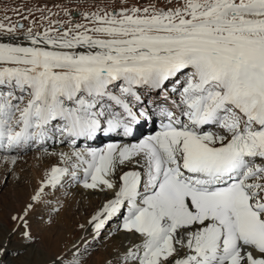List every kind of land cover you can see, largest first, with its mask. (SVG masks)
<instances>
[{"label": "snow or ice", "instance_id": "6c2138e0", "mask_svg": "<svg viewBox=\"0 0 264 264\" xmlns=\"http://www.w3.org/2000/svg\"><path fill=\"white\" fill-rule=\"evenodd\" d=\"M57 7L66 19L43 8L0 19V159L68 146L43 149L56 163L10 217L25 241L46 190L69 184L112 193L88 224L99 241L121 218L119 264H264V0ZM154 117L137 143L78 147ZM83 243L70 264H86Z\"/></svg>", "mask_w": 264, "mask_h": 264}, {"label": "rangeland", "instance_id": "374dc122", "mask_svg": "<svg viewBox=\"0 0 264 264\" xmlns=\"http://www.w3.org/2000/svg\"><path fill=\"white\" fill-rule=\"evenodd\" d=\"M3 1L7 2L8 0ZM44 1L46 0H15L10 4H4L0 2V19H2L5 15L10 17L12 21L19 19V17L16 16L14 12V9L16 8H32L33 10L36 8H43L45 9L44 15L51 16L52 21H56L57 19H66V17H64L63 11L57 7L58 5H63L69 10L79 13V11L87 8L91 4L98 3L103 5L104 3H111V0ZM141 2H146V0H141ZM3 6H5L6 10ZM47 9H51V13H49ZM55 13H59V15H54ZM40 15L41 14L39 12H36V19L38 21ZM76 18L79 19V16L77 15ZM4 22L6 23L8 21ZM25 23L27 25L28 21H25ZM41 23L46 25L47 21H42ZM7 41L8 39H3V42ZM51 145L52 141H48L47 144L43 146L35 147L37 150L34 149L32 152L31 150H27L23 155H18V157L27 156L16 161L14 164L15 166L0 159V264H52V262L56 260L57 257H62L65 261V264H70L73 259V253L75 251L73 253L60 251L58 254L54 255L48 252L41 245L42 232L45 230L48 231L53 222L61 217L62 213L71 210L69 208L72 206L70 207L68 203L65 202L71 199L70 197L74 192L72 188L73 185L68 186L69 184H65L64 187H59L58 191L56 189H47V197L50 198L51 196L52 198H50L47 203H37L34 207V210L29 213L27 217L29 225L28 230H30L32 235L36 238L35 243L26 242L23 237V233L26 230L23 224L19 221H12L10 219L12 215L23 214L22 210L29 203L30 197L38 188L41 179H43L42 175L44 171L53 162L48 160L50 155H47L43 151L44 148H47L48 150L51 149ZM39 179L40 182L38 183ZM70 190L72 192H70ZM64 204L67 205L64 207ZM63 207L64 209L61 211ZM54 208H60V211L54 212ZM39 214H41V216ZM75 216V214H72V220L76 219ZM112 220L117 221V218H113ZM80 224L81 223H78V226L75 229L76 233H79V236L84 230V226L80 227L82 225ZM106 228L103 231L99 241L91 239L93 236L91 232L86 236L85 240H87L88 244L91 245V247L88 249L91 254L85 256L86 264H107L109 260L112 261V264H119V255V258H116V255L114 256L116 259H118L117 261H114V257L111 259L108 258V247L112 244L113 237H109L108 235L109 230H111L109 223L106 225ZM108 242H110V244ZM82 247H85L84 243Z\"/></svg>", "mask_w": 264, "mask_h": 264}, {"label": "bare ground", "instance_id": "6f19581e", "mask_svg": "<svg viewBox=\"0 0 264 264\" xmlns=\"http://www.w3.org/2000/svg\"><path fill=\"white\" fill-rule=\"evenodd\" d=\"M13 1H15V0H8L7 2L0 0V2L4 3V4L5 3L10 4ZM20 1H24V0H20ZM47 1L48 0H46L44 2H47ZM8 4H7V6H8ZM5 6H3L4 9H5ZM6 23H8V22H6ZM22 23H24L26 25L25 21H23ZM3 39L7 40L8 38L4 37ZM148 122L149 121H141V123L144 125H147ZM108 143L131 144L129 142H126V140L122 139L120 136H108V135L106 136L104 134H98V137L95 138L93 141H89L86 143H84L83 141H78V147L82 148V149L83 148H89V147H92V148L101 147L102 148V147H106V145ZM33 149L37 150L35 147H33ZM61 150L68 151V146L67 145L53 144V142H52L51 149H49L48 152H52V151L59 152ZM48 160L53 161L50 165H53L56 163V158L53 156L48 157ZM129 167H131V165H129ZM48 168L44 171V173L42 175L43 177H44L46 171L48 170ZM39 182H40V179H39L38 183ZM72 188H73L74 192H73L72 196L70 197L71 199L65 202V203H68V205L70 207L72 206L71 208H69L71 210H69L68 212L64 211L65 213H62L61 217L58 220H56L55 222H53L52 226H50L48 231H46L44 229L45 231L42 232V240H41L42 247H44L48 252H50L54 255L58 254L60 251H65L67 253H73L75 251V249L73 248L74 244L79 245L80 248L82 247L83 241L85 240L86 236L90 232L93 235L92 226L90 224H88V220L91 218V216L97 210H99V208L102 206V204L104 202H106L105 198L111 197V195H112V193H110V192L100 193V192H96V191L85 190L82 187H80L79 185H75ZM47 196H45V199L47 198L45 200L46 203H47V201H49L50 198H52L51 196H50V198ZM29 202H30V199H29ZM66 205L67 204H64V207ZM64 207L61 209V211L64 209ZM71 211H72V213H71ZM72 214L76 215L75 220H72L73 219ZM39 215L41 216V214H39ZM78 223H81L84 226V228H83L84 230L82 231V233L80 232L81 233L80 236L78 235L79 233L77 234L75 231V229L78 226ZM109 223H110V227H112L111 230H109V233L110 232L113 233V235H112L113 242L108 247V258L111 259L115 255H116V258H119L118 255L121 257V254L123 252V246L122 245H126V242H125V235L126 234L119 232V231H116L117 228L119 227V225L121 224V218L120 217H117V221L112 220ZM17 224H18V222H17ZM19 229H18V231H19ZM106 229H108V228H106ZM91 239H92V237H91ZM108 243L110 244V242H108ZM84 248L85 247L81 248V252L84 251ZM116 258L114 261L118 260Z\"/></svg>", "mask_w": 264, "mask_h": 264}]
</instances>
